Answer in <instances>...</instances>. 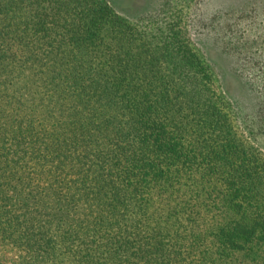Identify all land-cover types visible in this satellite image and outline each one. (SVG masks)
Returning a JSON list of instances; mask_svg holds the SVG:
<instances>
[{"label":"trees","instance_id":"16d2710c","mask_svg":"<svg viewBox=\"0 0 264 264\" xmlns=\"http://www.w3.org/2000/svg\"><path fill=\"white\" fill-rule=\"evenodd\" d=\"M135 31L100 0H0V264H264L263 160L195 54ZM219 193L236 215L200 211Z\"/></svg>","mask_w":264,"mask_h":264},{"label":"rangeland","instance_id":"374dc122","mask_svg":"<svg viewBox=\"0 0 264 264\" xmlns=\"http://www.w3.org/2000/svg\"><path fill=\"white\" fill-rule=\"evenodd\" d=\"M100 1L132 22L135 35L159 55L185 49L194 53L210 74L215 90L229 101V121L240 148L264 164V122L256 116V104L264 103V0ZM226 71L241 88L240 104L223 92L221 76ZM261 169L264 176L263 165ZM223 186L217 184L220 189ZM261 192L257 197L264 211ZM221 199L219 193L211 207L201 206L200 211L208 216L218 214V220L236 215L237 210ZM11 258V253L5 254L2 263L12 264ZM248 261L246 256L236 255L232 264Z\"/></svg>","mask_w":264,"mask_h":264}]
</instances>
